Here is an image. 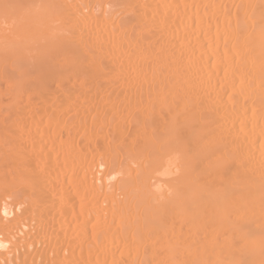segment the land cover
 <instances>
[{"label": "bare ground", "instance_id": "1", "mask_svg": "<svg viewBox=\"0 0 264 264\" xmlns=\"http://www.w3.org/2000/svg\"><path fill=\"white\" fill-rule=\"evenodd\" d=\"M263 232L264 0H0V264H264Z\"/></svg>", "mask_w": 264, "mask_h": 264}, {"label": "rangeland", "instance_id": "2", "mask_svg": "<svg viewBox=\"0 0 264 264\" xmlns=\"http://www.w3.org/2000/svg\"><path fill=\"white\" fill-rule=\"evenodd\" d=\"M257 231L259 232V230H256L255 232H257ZM259 233H260V232H259ZM263 233H264V232H263ZM261 235H262V233H261ZM261 235L259 234L260 237H261Z\"/></svg>", "mask_w": 264, "mask_h": 264}]
</instances>
